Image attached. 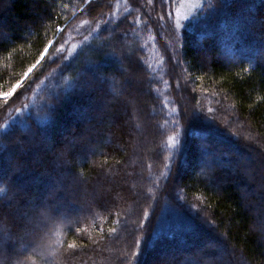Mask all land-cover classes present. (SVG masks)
<instances>
[{
	"label": "trees",
	"instance_id": "16d2710c",
	"mask_svg": "<svg viewBox=\"0 0 264 264\" xmlns=\"http://www.w3.org/2000/svg\"><path fill=\"white\" fill-rule=\"evenodd\" d=\"M86 2L0 0V264H145L156 250L155 264H240L238 255L264 264L263 202L242 187L255 190L248 176H261L254 183L264 191V0H197L181 27L180 0H92L79 12ZM95 71L106 83H143L115 105L113 92L100 98ZM202 137L221 156L227 145L223 159L242 167L225 171L215 159L209 180ZM25 200L30 207H15ZM9 230L15 243L1 247ZM207 242L213 249L196 250ZM21 243H40L44 254ZM220 248L237 252L222 259Z\"/></svg>",
	"mask_w": 264,
	"mask_h": 264
},
{
	"label": "rangeland",
	"instance_id": "374dc122",
	"mask_svg": "<svg viewBox=\"0 0 264 264\" xmlns=\"http://www.w3.org/2000/svg\"><path fill=\"white\" fill-rule=\"evenodd\" d=\"M92 0H90L88 3H90ZM94 1V0H93ZM196 4H197V0H180V7H179V10H178V12H179V17H177V24H178V26L179 27H181V24L183 23V21H185V17H187L188 16V14H190L192 11H193V9H194V7L196 6ZM2 10V9H1ZM82 10V8L79 10V12ZM109 14V15H108ZM107 15H105V14H102V20H107L108 18H110L112 15H111V13H108ZM3 15H2V12L0 11V37L1 36H3L4 35V31L5 30H7V28H6V24L4 23V21H3V17H2ZM76 16V15H75ZM75 16H73L72 17V19L75 17ZM96 18H93L92 19V21H91V23H94V25L92 26V28H91V30H92V32H94V30L96 29L97 30V24H98V22H99V20L100 19H98V20H96ZM112 27H113V25H110V29H109V35H108V37L109 38H111L112 37V34H115L116 33V31H113V29H112ZM64 28H61V31L63 30ZM78 30L80 31V30H83V29H80V28H78ZM107 37V38H108ZM113 38V37H112ZM100 41L101 40H104V39H106V38H104L103 39V37L102 38H98ZM107 40V39H106ZM179 40H180V38H179ZM119 41V40H118ZM118 41H117V44H118ZM120 41H122L123 42V44H126V48H128V54L129 55H133V54H135V47H133V45H130V43H129V41H128V38H127V36H123V38L120 40ZM66 43V45H65V53L66 54H68L69 55V49L71 48L72 49V45H71V42L70 41H66L65 42ZM53 45V43L51 44V46ZM51 46L49 47V49H48V51H46L47 52V54H48V52H49V50H50V48H51ZM203 52H204V56L208 59L209 58V53H210V51H204V50H202ZM46 52H45V54H44V56L45 55H47L46 54ZM147 64H151V62H148ZM38 65V64H37ZM152 65V67H154L153 66V64H151ZM35 69V68H34ZM124 70V72H127V73H129V71L128 70H126V69H123ZM82 73H84V72H82ZM86 73V72H85ZM93 73H95V76L96 77H94L95 79L94 80H98V82H99V84H100V86H99V88H100V90H99V94H100V98H103L104 97V95H102V93H103V91H107V93L109 92V93H114V97L116 98V99H113L114 100V104L116 105V103L118 104V102H124L125 100H126V98H127V96H128V94H129V92H130V90H134L135 89V87H137V86H139L140 85V83H143V82H141V80L139 81V82H137L138 80L137 79H135V78H133L131 81L129 80V82L128 83H122V82H120V84H119V82H115L114 84H110V83H106V82H104L103 80V77L101 76V75H99L98 73H97V71H95V72H93ZM138 79H139V75H138ZM100 82H102V83H100ZM94 83H95V81H94ZM87 85V87L90 89V88H92L93 87V83H90V84H86ZM144 88H145V90L143 91V92H141V96H142V99L144 100V99H147L148 97H149V94L151 93L150 92V90H147L148 89V87H147V85H146V82H144ZM147 87V88H146ZM89 91H91V89L89 90ZM152 91L155 93V95H160L161 94V92H163V89H161V88H156V87H154L153 89H152ZM13 93V92H12ZM109 93H108V95H109ZM153 95V94H152ZM110 96V95H109ZM104 99V98H103ZM88 104H89V102H85L84 104H83V106L85 107V106H88ZM187 105V104H186ZM156 113H159V112H156ZM158 115V114H157ZM82 118H84V120H89L90 119V117L87 115V116H85V117H82ZM122 118H123V121H124V123L127 125V128H135V123H134V120H133V118H131L130 117V113L129 114H127L125 111L122 113ZM173 120H171L170 119V121H167L164 125H162V126H160L159 125V129L161 130V129H163V128H168L169 126H170V124H171V122H172ZM104 123V121H101V124H103ZM70 126V125H69ZM68 126V127H69ZM68 127H67V129H68ZM71 128H74V127H72L71 126ZM65 129L63 128V127H61L60 128V132L62 133L63 131H64ZM25 134H28V135H32V134H30V132H29V130L28 131H25ZM27 137H29V136H27ZM62 137L63 138H67L68 140L70 139V137L71 136H69V134H62ZM51 138H48V139H46V143H48L49 145L50 144H55L54 143V141H51L50 140ZM125 142H127V140L125 141ZM133 142V141H132ZM200 142H201V148H199V152H200V157H199V166H202V167H205V168H207V174L209 173L210 174V176H209V174L207 175V178L209 179V180H211L210 179V177L213 179V180H216V178L214 177V175H212L211 174V171H212V169L214 168L213 167V161L216 159L218 162H219V166H221V167H223L224 168V170L226 171V170H233L234 172H236V171H238L239 170V167H240V165L241 164H231L228 160H225V159H223V156H226L228 153L226 152L227 150H228V146L227 145H225L224 147H222V148H225L224 149V151H223V153H222V155L223 156H221L220 154H219V152L218 151H215V149L214 148H209L208 147V140L206 139V137H202V139H200ZM108 143H111V140L108 142ZM133 145H135V144H133ZM116 147L117 148H119L120 150L121 149H124V144L122 143V142H120L119 144H117L116 143ZM213 150V151H212ZM228 152H230V150L228 151ZM149 153V152H148ZM230 153H232V154H234V155H237L239 158H241V159H244V160H246V163H250V162H252L251 161V159H249V158H247L246 157V155L245 154H238L237 153V151H233V152H230ZM14 155H16V159H14ZM20 154H13L12 156H8V158H7V160H9L10 162H11V164H12V166H13V168H14V170H18V168H19V162H21V158H20V156H19ZM253 161L257 158V157H259V154L256 152H253ZM69 157V156H68ZM68 157L67 156H65V154L64 155H61V157H59V160L60 161H62V162H66L67 164L69 163L68 162ZM18 162H17V161ZM19 164V165H18ZM189 164H190V162L188 163V165L187 166H189ZM186 167V166H185ZM241 167H242V165H241ZM232 171V172H233ZM22 177H23V179H20L19 180V183H23V184H19L18 185V187L19 188H24V187H27V184H26V182L24 181L25 180V175L24 174H22ZM27 177H29V174L27 175ZM255 176H252V177H250V176H248V180L250 181V183L251 184H253L254 185V188H255V190H251V189H249V187H247V186H245V185H243L242 187H243V190H244V192H245V196H246V198H251V197H256V198H258L261 202H263V205H262V207L264 208V191H262L261 189H259V187H258V185H255V183L259 180V178L261 177V176H258V177H255ZM101 179V178H100ZM35 180V179H34ZM148 181H149V183L151 184V183H154L155 182V178H154V176L153 175H151L150 176V178L148 179ZM76 181H69L66 185H67V187L69 188H72L76 183H75ZM255 182V183H254ZM32 185H34V184H39V182H38V180H35V181H31L30 182ZM257 184V183H256ZM29 186H30V184H29ZM98 186H99V188H101V189H103V190H105L106 192H107V190H108V187H106L105 186V183H104V185L101 183V182H99L98 183ZM17 189V190H20V189ZM65 188V187H64ZM256 188H258L259 190H261V191H256ZM49 190H48V192H52V193H54L57 189L55 188V187H49L48 188ZM148 194H152V192H151V190L148 192ZM262 194V195H261ZM14 196L13 195H11V197L10 198H13ZM2 198V200H1V202H4V200L5 199H7V197L5 196V197H1ZM54 199H52V201H53ZM30 203H32V201H30V200H25V202L23 203V204H20V203H16L15 204V207H17V208H25V207H30L29 206V204ZM34 204V203H33ZM71 206H73V205H71ZM54 207V206H53ZM261 206H260V209H263ZM16 208V209H17ZM73 208H77V207H75V206H73ZM40 209L38 208L36 211H39ZM78 211H79V209H76V212H75V214L73 215V217L72 216H70V217H68V218H66V217H62L63 219H62V222L61 223H71L73 220H75L76 218H78V216L76 215L77 213H78ZM40 212V211H39ZM79 212H81V211H79ZM260 221V224H261V226L262 225H264L263 223H264V218H262V221L263 222H261V220H259ZM49 225H53V224H47V226L48 227H50ZM54 226H55V224H54ZM262 229H264L263 227H261ZM37 230V229H36ZM32 231L31 233H28L27 234V236H32L31 238H37V231ZM13 231L12 230H9V233L10 234H8L9 236L6 238V243L5 244H2L1 245V247H4L5 245H7V243H9V241H12L13 243H15V240L13 239L14 237H13V233H12ZM8 241V242H7ZM173 242V241H172ZM17 243V242H16ZM21 244H23V243H21ZM20 244V245H21ZM215 245V243H213V242H207V243H204V244H202V245H200V246H198V248H196V250H198L199 252L200 251H203V250H205L206 248H211V249H213V246ZM22 247H25V249L27 248V251H31L32 253H33V251H39V254H40V252H42V255L44 254V251H42L41 250V246L42 245H40V243H37L36 245H34V244H23V245H21ZM44 246V245H43ZM179 249H181L180 247H177V250H179ZM21 250H22V248H21ZM146 250V249H145ZM234 252H237V251H234V250H224V249H222V248H220L219 249V251H218V255H219V257H221L222 259H223V257H227V256H229V255H233L234 254ZM180 253V252H179ZM157 254H158V251L156 250V251H152L151 252V254L147 257V259H146V261H145V264H155L154 262H155V260H154V258H157ZM234 261H236V263H242V260H241V257L238 255V256H236L235 258H234ZM208 264H211V263H208Z\"/></svg>",
	"mask_w": 264,
	"mask_h": 264
},
{
	"label": "snow or ice",
	"instance_id": "6c2138e0",
	"mask_svg": "<svg viewBox=\"0 0 264 264\" xmlns=\"http://www.w3.org/2000/svg\"><path fill=\"white\" fill-rule=\"evenodd\" d=\"M47 51V50H46ZM19 85H17V87H18ZM13 91H15V88L13 89ZM6 95H10V93H6ZM3 191V189H0V192H2Z\"/></svg>",
	"mask_w": 264,
	"mask_h": 264
},
{
	"label": "bare ground",
	"instance_id": "6f19581e",
	"mask_svg": "<svg viewBox=\"0 0 264 264\" xmlns=\"http://www.w3.org/2000/svg\"><path fill=\"white\" fill-rule=\"evenodd\" d=\"M90 0H87V2L83 5V7H82V9L85 7V6H87V4H88V2H89ZM72 20V19H71ZM66 27V26H65Z\"/></svg>",
	"mask_w": 264,
	"mask_h": 264
},
{
	"label": "water",
	"instance_id": "95a60500",
	"mask_svg": "<svg viewBox=\"0 0 264 264\" xmlns=\"http://www.w3.org/2000/svg\"><path fill=\"white\" fill-rule=\"evenodd\" d=\"M49 49V48H48ZM48 51V50H47ZM46 54H47V52H46Z\"/></svg>",
	"mask_w": 264,
	"mask_h": 264
}]
</instances>
